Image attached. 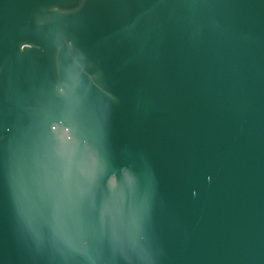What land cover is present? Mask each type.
Segmentation results:
<instances>
[{
	"label": "water",
	"instance_id": "1",
	"mask_svg": "<svg viewBox=\"0 0 264 264\" xmlns=\"http://www.w3.org/2000/svg\"><path fill=\"white\" fill-rule=\"evenodd\" d=\"M0 264H264V0H0Z\"/></svg>",
	"mask_w": 264,
	"mask_h": 264
},
{
	"label": "snow or ice",
	"instance_id": "2",
	"mask_svg": "<svg viewBox=\"0 0 264 264\" xmlns=\"http://www.w3.org/2000/svg\"><path fill=\"white\" fill-rule=\"evenodd\" d=\"M34 259H35L37 262L39 261V257H38V256H37V257H35Z\"/></svg>",
	"mask_w": 264,
	"mask_h": 264
}]
</instances>
